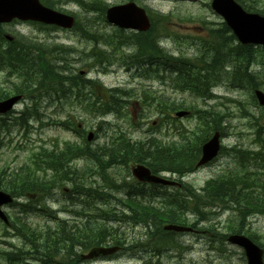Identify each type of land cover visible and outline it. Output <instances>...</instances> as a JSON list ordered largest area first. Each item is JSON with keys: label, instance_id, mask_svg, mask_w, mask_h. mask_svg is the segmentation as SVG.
Masks as SVG:
<instances>
[{"label": "rangeland", "instance_id": "1", "mask_svg": "<svg viewBox=\"0 0 264 264\" xmlns=\"http://www.w3.org/2000/svg\"><path fill=\"white\" fill-rule=\"evenodd\" d=\"M50 1L52 2V8L66 13H73L78 18L80 27H84L90 33L96 31L98 34H104L111 28L106 23L103 15L101 18L98 11L84 10L76 3L69 2V0ZM244 1L252 4L256 10L264 7V0ZM103 2L105 6L109 7L122 4L125 0H103ZM136 3L145 7L152 16L154 14L170 16V24L164 25L159 23L158 18H155V21L161 35L167 36L170 32L169 37L164 40L163 44L174 55H178L181 52L179 55L183 53L189 58L197 56L199 52L193 40L199 41L200 38L209 40L208 34L201 33L202 30L204 28L215 29L223 26L222 20L211 11L210 0H137ZM163 26L167 29L164 30ZM3 29L5 33L12 35L15 39L26 40L34 44L32 47L34 51L38 50L36 44L41 45L44 43L61 46L65 50L61 54L56 55L60 61L56 63L62 67H66L68 73L78 74L84 72L86 78H97L104 88L118 87L129 92L130 97L124 99L127 101L116 112L106 113L103 116L85 112L80 104H54L49 103L48 99H42L38 105V101L36 105L43 116V121L47 122L48 125L40 128L38 123L30 122L29 124L32 128L28 134L18 131V128L12 127L11 124L1 131L0 171L4 172V175H0L1 183L7 180L8 176L12 173H16L27 166L30 163L29 157L31 152H34L39 146L50 150L51 147L57 144L60 146L65 142L76 141L69 133L57 127V123L53 120H64L69 122L73 127L81 125L83 130L93 131L96 139L91 143V147L103 144L107 140V135L117 130L118 127L132 140L145 141L149 137H154L163 144H169L172 141L179 142L181 134L185 132H187L188 137H194L196 136L195 134L200 135L197 131L200 120L192 115L190 110H207L209 112L208 114L211 117L208 120V124L210 126L217 125L222 128V146L225 150L210 166L187 175L184 180L186 186L200 190L210 178H216L219 175L229 177L232 174L231 170L252 169V164L248 162V159L236 161L235 158L230 156V150L236 147L257 150L253 146V139L255 138L256 125L264 126V112L258 108L256 102L252 99L251 89L235 88L232 87L229 80H224L219 84L213 83L214 98L211 100L197 98L188 91L180 92L173 90L169 86L171 85L169 79L157 81L140 79L136 76V71L127 69L125 66L118 67V65H113L109 69L98 70L96 68L88 70L86 67L88 66L87 63L92 61L90 51L92 50L93 42L82 38L72 31H64L50 26L27 22H14V24L5 25ZM227 30L225 31V38L218 36L217 38H211V41L225 47H228L229 44V48L234 49L236 48L234 46L238 45V43L234 38L230 37V40L226 39V37L230 36L229 30ZM187 38L190 40L186 45ZM239 47L237 50L243 52V47L240 45ZM252 48L256 55V63L252 65L251 71L258 76V88L264 92V49L260 46H252ZM228 67L232 68V64H229ZM7 74L6 70L0 72V88H2L3 93H5L7 87H10ZM142 91L145 94H152L153 99L145 97ZM157 100L166 101L168 106L170 102H173L175 105L181 106V109L175 111L169 109L161 110L160 107H157ZM134 102L136 104H133ZM28 105L30 106L29 102H21L16 107V111L25 110ZM57 105H62L63 107L57 109ZM189 108L191 109L189 110ZM179 110H188L190 114L182 119L174 118V113ZM246 113L249 116H246ZM5 118L8 117L5 116ZM5 120L8 121V119ZM100 120L107 125H100ZM2 122L5 124L4 121ZM9 122L12 123L10 120ZM259 164L264 165L262 161ZM70 168L72 171L67 172V178L62 180L59 187L51 191L57 192L56 196L58 200L45 199L46 202L44 203L49 208L48 211L53 217L48 213L43 215L45 218L39 217L42 215L41 213L38 216H29L28 223L32 228L38 229L37 225H41L44 220L51 224L55 217L53 212H57L65 206L60 193L64 192V189L76 190L80 183L74 169H85V178L83 179L85 186H94L96 183L102 187H107V191L109 192V188H111L110 181L102 175L101 170L94 163L86 160H76L72 162ZM122 170V174L125 176V171L127 170L126 168ZM51 173V171L47 170L46 173L38 174L40 177H48ZM108 173L112 174L113 171L110 170ZM126 180H128V177H126ZM127 182L128 185L133 186L130 181ZM112 194L116 197L114 200L117 203L114 200L109 202L106 198L105 200L97 199L96 207L99 210L110 209L109 211L111 212L115 209L117 212L124 213V210L120 208L122 207L121 204H119V200L121 202L124 201V192L116 191ZM204 198L202 197V208H204L206 217L203 221L201 220L202 216L195 215L193 211H191L193 214L187 213L188 223L193 224L196 222L194 224L195 234L164 235L163 239L170 238L176 242L177 246L171 245L170 247L166 246L162 248V258H158L162 264H246L242 255L243 251L223 241V238L226 239L227 235L233 234L230 229V223L234 219L235 211L230 208L213 207ZM66 199L67 196L64 201L68 203L69 201ZM197 200L201 207L200 197ZM18 202H24V200L19 199ZM4 210L10 219L18 212L17 208L11 206L4 208ZM68 216L67 214L60 213L58 219L67 220ZM98 221L100 223H96L91 233L92 235L82 232L78 236H71L70 231L66 230L68 236H63L74 244L84 243L81 242L83 241L81 238H86L85 244H92L99 241V239L107 241L106 244H111V240L123 235L139 240L143 246L140 248L144 250L137 252L138 256L133 259L128 255L122 256L120 253L110 262L104 261L97 262L96 264H147L149 261L154 260L152 258L154 251L145 248L144 240L141 238V236L148 232L149 228L146 229L144 227V230L142 227H136L133 229L132 225L128 222L108 221L104 216H101ZM207 224L212 225L210 230H204L203 226ZM240 227L242 228L241 233L243 235H252L264 250V213L245 217ZM40 232L42 231L40 230ZM12 236L13 234H9L0 223V253H2L0 255V264H7L5 259L7 254L16 253L13 255L18 256L22 252L28 251L27 248L19 249L21 246L20 240ZM35 236L33 235L31 238L36 239ZM155 236L156 238H161L159 235ZM124 246L127 250L125 254H131V252H128L130 250L129 244L125 243L123 244ZM14 250H21V252H13Z\"/></svg>", "mask_w": 264, "mask_h": 264}, {"label": "trees", "instance_id": "2", "mask_svg": "<svg viewBox=\"0 0 264 264\" xmlns=\"http://www.w3.org/2000/svg\"><path fill=\"white\" fill-rule=\"evenodd\" d=\"M70 1L76 3L84 10L98 11L100 15L103 14L105 9L103 0ZM243 6L248 11H252L251 7L244 4ZM260 13L264 14V7ZM158 19L159 23L160 21L168 22V16H160ZM226 30L225 26L215 29L204 28L205 33L208 34L210 39L205 40L200 38L199 41L193 40L199 52L197 56L192 58L183 55L173 57L157 46V38L160 35V30L156 21L153 19L152 28L146 34H135L133 37H123L125 41L133 43L136 46V50L131 56L122 57V59L127 61V63L137 64L138 75L140 77L144 79L151 78L152 80L169 79L171 82L169 86L173 90L180 92L190 91L197 97H208V89L218 80L220 68L226 62L233 63L232 74L229 78L230 84L240 88H257L259 82L256 76L248 74L247 67L244 68L245 65H248L253 59L251 50L243 47L242 49L244 51L239 52L237 50L240 48L239 46H235L236 48L232 47L234 49H231L229 48V44L228 47H225L224 45H218L216 42L211 41V38H217L218 36L220 38H222V36L225 38ZM75 31L80 32L82 38L93 41L95 45L101 40L103 45L113 49V52L110 51L107 53L104 51L105 49L94 47L90 51V57L93 60H99V63L104 61L110 62L114 57L115 41L119 39L118 41L120 42V37L106 36L102 35L103 33L98 34L96 31L90 33L84 27H80L79 23H77ZM0 32H2V30H0ZM230 37L233 38L232 36H228L226 39L230 40ZM3 42L4 40L0 33V46ZM61 50L62 48L58 46L49 48L45 45H40L38 46L36 54H33L32 47L24 42L21 44L11 43L5 50H2L0 47V62L6 65L8 68L6 69L7 71L16 75V80L11 83L12 90H15L16 93L24 94L40 90L54 92L58 90L57 87L65 86V81L74 80L75 82L73 84L76 85L75 87L80 89V92L83 93V86H79L77 80L81 79V77L77 74L68 73L67 69H64L56 63L60 62L56 55H59L57 52H61ZM51 54H53V59ZM32 88H34V90H32ZM90 88L92 93H94V90L97 89L98 86L91 83ZM1 93L0 91V99L7 95L6 93ZM108 94H111V96H125L127 92L113 89L108 91ZM118 103L117 98L114 99L113 102H110L109 105H116ZM157 106L160 107L161 110H174L177 107H181L175 105L173 102L169 103L168 106L164 100H157ZM208 113L209 112L205 111H196L198 119L200 120L199 125L202 130V136L204 137L209 134L210 130L213 131L220 128L217 125L210 126L208 124V120L211 117ZM26 118H28L27 114H23L22 117L16 118L18 125H23L27 121ZM200 137L201 136L194 142H190L189 140H185L184 136L181 135L180 142L171 143L169 145H163L161 141L153 140V148L149 145L141 144L133 146L128 140L123 138L119 148L113 145L105 150H92L90 152V158L97 162H123L124 164L127 162H143L154 171L165 170L182 175L194 167L198 151L197 144L203 141V139L200 141ZM255 143L260 147L261 152H257L256 154L250 153L249 155L253 159L260 158L264 163V140L260 138V129L257 131V140ZM84 154L83 150L77 151L72 149L62 151L60 155L54 154V151L51 150L33 154L31 163L18 172L9 175L7 180L2 183L0 182V189L15 196L16 194L36 192L37 190H50L51 188L58 187L61 181L54 179L40 180L37 175V170H39L41 166L50 168L51 164H53L52 162H54V164H62L68 157L76 158L78 155ZM246 154L247 152H242V156ZM0 175H4V172L1 171ZM258 177L259 175L256 173L245 174L244 172L237 171L229 177L223 176L217 181H208L200 196L201 208L203 207L202 197H205L204 199L207 200V203L214 205L216 208L222 207L232 209L236 214L234 215L232 223H230V229L232 233H240L242 231L240 226L245 217L255 212L264 213V192H262L264 191V183L260 181ZM82 185H84L83 181H80L78 187ZM84 187L87 188L88 191H96L92 186L84 185ZM111 188L117 189L118 185L111 183ZM106 197L109 196H104V198ZM132 201L133 199L128 203ZM165 201V205L159 210H148L147 208L143 209L137 206L141 214V219H139L138 222L147 224L148 221H152L154 223V230L159 232V225L164 222L188 225L187 223L185 224V221L181 220V215L184 213L182 207L190 209L202 216V221L206 217L204 208H200L194 195L192 197L182 194L178 196L170 195L165 197ZM28 211V209L26 211L22 210L24 214H27ZM132 214L133 211L131 210V214L128 216L129 221H133ZM165 218H167V221H164ZM203 227L204 230H210L212 225L207 224ZM17 228L22 233L25 232L29 235L31 234V236L33 234L29 230L27 223L22 219H17ZM126 239L127 238H125V240ZM35 241L37 245H39L38 241L33 238L32 243ZM159 242L162 245L168 244L164 239ZM43 243H49V240L45 239ZM37 245L34 243V249L39 247H37ZM49 247L50 245L48 248Z\"/></svg>", "mask_w": 264, "mask_h": 264}, {"label": "water", "instance_id": "3", "mask_svg": "<svg viewBox=\"0 0 264 264\" xmlns=\"http://www.w3.org/2000/svg\"><path fill=\"white\" fill-rule=\"evenodd\" d=\"M212 9L220 15L234 36L242 44L264 45V18L258 15L247 14L233 0H212ZM13 19L22 21H36L43 24L57 25L62 28H71L73 19L56 13L43 7L38 0H0V23H7ZM106 20L121 29L136 30L139 32L149 29V21L144 10L138 8L133 3L122 6H114L106 11ZM260 105L264 106V94L255 92ZM18 97L10 98L0 102V113L9 111ZM185 113H178L176 116H184ZM218 134L202 147V157L198 166L211 161L219 150ZM132 174L139 181L143 182H164L158 178L150 176L148 169L137 166L132 169ZM167 183V182H164ZM10 203V198L0 192V207ZM0 219L6 222V218L0 211ZM165 230L177 232L187 231L174 226H167ZM228 241L242 247L245 251L247 264H263L262 251L243 236H230ZM118 248H95L92 249L86 259L113 254Z\"/></svg>", "mask_w": 264, "mask_h": 264}, {"label": "flooded vegetation", "instance_id": "4", "mask_svg": "<svg viewBox=\"0 0 264 264\" xmlns=\"http://www.w3.org/2000/svg\"><path fill=\"white\" fill-rule=\"evenodd\" d=\"M149 190H146L145 192H148ZM82 256V253L78 255V260L76 261L77 264H80V257ZM90 263V262H87Z\"/></svg>", "mask_w": 264, "mask_h": 264}, {"label": "bare ground", "instance_id": "5", "mask_svg": "<svg viewBox=\"0 0 264 264\" xmlns=\"http://www.w3.org/2000/svg\"><path fill=\"white\" fill-rule=\"evenodd\" d=\"M239 76V75H238ZM58 145V144H57ZM262 157V156H261ZM135 160V159H134ZM118 161V160H117ZM95 165V164H94ZM237 189V188H236ZM246 190V189H245ZM242 192V191H241ZM262 192H264V191H262ZM110 202V201H109ZM151 203V202H150ZM212 204V203H211ZM97 205V204H96ZM103 206V205H102ZM105 206V205H104ZM213 207H214V205H213ZM212 207V208H213ZM100 208V207H99ZM108 208V207H107ZM110 208V207H109ZM218 208V207H217ZM222 208V207H221ZM97 210H99L98 208H96ZM101 209V208H100ZM110 210V209H109ZM156 228V227H155ZM146 229H148V228H146ZM156 237V236H155ZM164 237V236H163Z\"/></svg>", "mask_w": 264, "mask_h": 264}]
</instances>
